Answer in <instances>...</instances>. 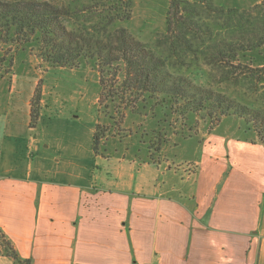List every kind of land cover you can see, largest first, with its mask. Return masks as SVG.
Listing matches in <instances>:
<instances>
[{"label": "crops", "instance_id": "crops-1", "mask_svg": "<svg viewBox=\"0 0 264 264\" xmlns=\"http://www.w3.org/2000/svg\"><path fill=\"white\" fill-rule=\"evenodd\" d=\"M209 134L188 173L149 151L102 178L65 168L67 181L46 176L40 145L26 162L12 143L0 232L33 264H264V144Z\"/></svg>", "mask_w": 264, "mask_h": 264}, {"label": "rangeland", "instance_id": "rangeland-1", "mask_svg": "<svg viewBox=\"0 0 264 264\" xmlns=\"http://www.w3.org/2000/svg\"><path fill=\"white\" fill-rule=\"evenodd\" d=\"M50 1L71 6L90 2ZM170 1L132 0V18L123 25L165 57L171 71L194 77L264 110V43L230 62L212 58L228 43L264 40V0H173L184 2L180 9L190 10L186 17L194 20L193 29L184 28L183 34L178 31L180 38L176 40L168 26ZM9 48V44L0 40V63L7 57L4 66L9 70V74L0 77V168L10 161L13 143L18 152L20 147L26 162L32 161L29 152L38 153L40 145L37 161L44 162L47 153L48 158L41 165L51 179L67 181L65 168L68 172L80 171V166L81 170L85 167L102 178L106 176L105 170L111 171V167L119 166L118 162L125 159L141 163L150 156L149 151L153 159L166 156L176 170L188 173L190 162L197 158L198 140L209 137L211 131L213 135L234 139L252 137L247 123L232 115L213 128L209 122L200 120L197 135L189 138L181 136L180 123L170 126L164 122L161 112L145 116L126 111L124 123L116 125L99 107V75L93 63L84 62L76 69L63 68L41 60L28 48L18 51ZM98 124L103 137L96 151L94 133ZM162 138H170V142L164 143ZM159 143L164 153L152 149V144ZM47 144L50 147L44 148ZM12 160L17 162L19 155ZM120 167L125 171V166ZM6 240L0 232V250Z\"/></svg>", "mask_w": 264, "mask_h": 264}, {"label": "trees", "instance_id": "trees-1", "mask_svg": "<svg viewBox=\"0 0 264 264\" xmlns=\"http://www.w3.org/2000/svg\"><path fill=\"white\" fill-rule=\"evenodd\" d=\"M183 3L170 1L168 26L175 40L180 38L178 31L183 34L182 29H193L194 20L186 17L191 11L180 9ZM132 12V0H90L75 6L50 0H0V40L10 45L9 51L11 47L15 51L28 48L53 66L76 69L84 62L93 63L99 75V107L116 125L124 123L126 111L145 116L161 112L164 122L170 126L180 123L181 136L189 138L197 135L200 120L213 128L232 115L243 119L253 133L247 141L264 144L263 108L171 71L165 57L123 25L132 18ZM259 43H228L212 58L230 62L242 52L260 47L264 40ZM6 60L0 63V77L9 74ZM100 132L103 130L98 124L94 133L96 151L103 137ZM162 140L170 142V138ZM161 144H152V149L161 150ZM3 250L17 264H33V259L22 257L9 240Z\"/></svg>", "mask_w": 264, "mask_h": 264}]
</instances>
